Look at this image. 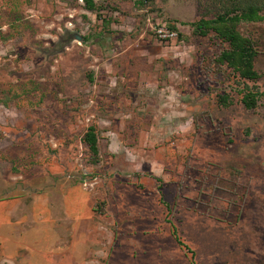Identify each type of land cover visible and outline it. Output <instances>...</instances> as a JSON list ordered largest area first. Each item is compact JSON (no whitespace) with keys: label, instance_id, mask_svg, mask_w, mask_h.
Here are the masks:
<instances>
[{"label":"rangeland","instance_id":"1","mask_svg":"<svg viewBox=\"0 0 264 264\" xmlns=\"http://www.w3.org/2000/svg\"><path fill=\"white\" fill-rule=\"evenodd\" d=\"M93 1L0 0V264H264V20L192 24L264 0Z\"/></svg>","mask_w":264,"mask_h":264},{"label":"trees","instance_id":"2","mask_svg":"<svg viewBox=\"0 0 264 264\" xmlns=\"http://www.w3.org/2000/svg\"><path fill=\"white\" fill-rule=\"evenodd\" d=\"M84 1L89 10L95 9L96 6L93 0ZM261 11L262 7L260 6L248 5L238 15L232 16L229 14L230 11H226L214 19L201 18L192 24L195 27L196 34L206 36L210 31H214L218 37L229 43L230 47L224 49L219 56L221 63L227 62L233 71L239 72L245 79L256 80L259 74L254 69V61L258 55V50L251 38L243 36L238 31L237 25L242 19L246 21L264 20V15H260ZM167 28L173 32L177 31L175 25L169 24ZM222 99L225 100L226 97H222ZM243 101L246 107L254 108L257 102V94L250 91L245 94ZM85 142L90 151L96 156L99 150L94 126L90 127L86 133Z\"/></svg>","mask_w":264,"mask_h":264},{"label":"crops","instance_id":"3","mask_svg":"<svg viewBox=\"0 0 264 264\" xmlns=\"http://www.w3.org/2000/svg\"><path fill=\"white\" fill-rule=\"evenodd\" d=\"M116 246H119V244H117ZM124 249L126 250L127 248ZM120 250L121 246L118 247L116 252H119ZM156 251L157 249H141L140 247H134L131 251L128 252V256L124 259L125 263L123 264H167V259L163 257L162 254H159ZM118 255L120 256V254H117V256ZM129 258H131V263L129 262Z\"/></svg>","mask_w":264,"mask_h":264},{"label":"built area","instance_id":"4","mask_svg":"<svg viewBox=\"0 0 264 264\" xmlns=\"http://www.w3.org/2000/svg\"><path fill=\"white\" fill-rule=\"evenodd\" d=\"M159 36L163 39H168V38H174L176 33L173 31H170L167 27H162L161 29L158 30Z\"/></svg>","mask_w":264,"mask_h":264}]
</instances>
